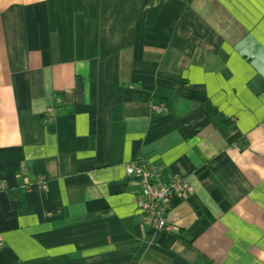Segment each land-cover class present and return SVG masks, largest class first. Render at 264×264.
I'll use <instances>...</instances> for the list:
<instances>
[{
    "label": "crops",
    "instance_id": "0c3cea01",
    "mask_svg": "<svg viewBox=\"0 0 264 264\" xmlns=\"http://www.w3.org/2000/svg\"><path fill=\"white\" fill-rule=\"evenodd\" d=\"M0 182V264H264V0H0Z\"/></svg>",
    "mask_w": 264,
    "mask_h": 264
},
{
    "label": "built area",
    "instance_id": "2783aa9c",
    "mask_svg": "<svg viewBox=\"0 0 264 264\" xmlns=\"http://www.w3.org/2000/svg\"><path fill=\"white\" fill-rule=\"evenodd\" d=\"M161 112V110H159ZM48 118L55 117V109L47 110ZM130 178H137L140 187L139 216L140 220L152 230L159 233H178V229L168 222V215L175 201L184 200L189 191V183L183 178H170L167 181L155 167L146 169L144 163H134L126 167ZM35 188L46 190L43 182L29 185L25 191L30 194ZM7 190L0 182V193Z\"/></svg>",
    "mask_w": 264,
    "mask_h": 264
},
{
    "label": "trees",
    "instance_id": "16d2710c",
    "mask_svg": "<svg viewBox=\"0 0 264 264\" xmlns=\"http://www.w3.org/2000/svg\"><path fill=\"white\" fill-rule=\"evenodd\" d=\"M178 202H180V201H175V203L173 204V206H174V205L177 206Z\"/></svg>",
    "mask_w": 264,
    "mask_h": 264
},
{
    "label": "bare ground",
    "instance_id": "6f19581e",
    "mask_svg": "<svg viewBox=\"0 0 264 264\" xmlns=\"http://www.w3.org/2000/svg\"><path fill=\"white\" fill-rule=\"evenodd\" d=\"M127 167V166H126Z\"/></svg>",
    "mask_w": 264,
    "mask_h": 264
}]
</instances>
